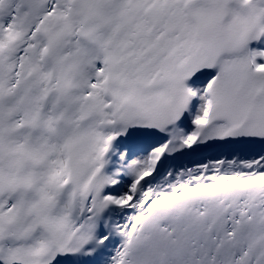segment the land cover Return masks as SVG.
<instances>
[{
	"label": "snow or ice",
	"instance_id": "obj_1",
	"mask_svg": "<svg viewBox=\"0 0 264 264\" xmlns=\"http://www.w3.org/2000/svg\"><path fill=\"white\" fill-rule=\"evenodd\" d=\"M0 264H264V0H0Z\"/></svg>",
	"mask_w": 264,
	"mask_h": 264
}]
</instances>
